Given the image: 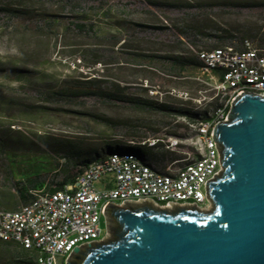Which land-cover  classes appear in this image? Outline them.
<instances>
[{
	"label": "rangeland",
	"instance_id": "rangeland-1",
	"mask_svg": "<svg viewBox=\"0 0 264 264\" xmlns=\"http://www.w3.org/2000/svg\"><path fill=\"white\" fill-rule=\"evenodd\" d=\"M9 1L21 11H0V138L6 135L5 149L0 146V207L6 209H16L23 203L17 192L18 179L38 174L51 184V180L63 178L67 167L73 170L68 163L70 149L63 141H56L70 140L84 149L97 148L100 157L105 154L101 148L106 145L137 146L154 137L167 140L170 135L166 132L175 122L163 126L158 122L148 124L157 116L128 103L95 96L58 98L49 94L52 90L97 70L106 87L108 81L115 80L131 94L145 95L147 88L150 96L162 98L164 90H170L183 98L178 92L187 91L190 97L207 102L211 89L199 66L181 70L186 78L204 85L205 89L195 92L194 86L176 85V77L157 69L161 61L145 54L165 53L153 48L174 40L172 22L177 18L194 15L197 24L207 27L206 32L214 34L227 29L238 39L242 26L248 21L261 24L264 13L261 8L231 5L199 7L201 0ZM185 1L192 5H181ZM76 22L92 27L78 31ZM196 38L204 46L217 42L213 36ZM86 50L83 59L81 54ZM91 51L100 54L101 63L91 62ZM198 104L204 106L203 101ZM157 127L159 131L155 132ZM180 144L178 150H192L188 140ZM176 154L174 157L181 153ZM168 162L167 159L162 164L166 166ZM212 209L211 202L200 208L206 212ZM114 227L115 223L102 216L100 237L108 234L99 242L112 240ZM5 255L8 252L0 248V262ZM67 258L60 257L58 264H67ZM76 258V254L70 257Z\"/></svg>",
	"mask_w": 264,
	"mask_h": 264
},
{
	"label": "built area",
	"instance_id": "built-area-1",
	"mask_svg": "<svg viewBox=\"0 0 264 264\" xmlns=\"http://www.w3.org/2000/svg\"><path fill=\"white\" fill-rule=\"evenodd\" d=\"M198 56L203 61L199 70L214 91L209 98L218 96L219 104L207 117L188 123L190 136L160 138L165 148L178 151L179 156L169 160L164 169L125 151L97 157L73 183L56 190L33 189V197L16 209L0 207V240L37 250V264H58V259L70 256L75 246L99 242L108 234L100 237V223L102 216L108 222L110 205L150 203L166 209L208 206V182L222 170L214 127L227 119L236 96L244 92L264 96V47H254L246 39L241 47L225 44L200 49ZM178 94L190 98L187 91ZM158 140L147 139L149 144ZM182 140H188L192 150H178Z\"/></svg>",
	"mask_w": 264,
	"mask_h": 264
},
{
	"label": "water",
	"instance_id": "water-1",
	"mask_svg": "<svg viewBox=\"0 0 264 264\" xmlns=\"http://www.w3.org/2000/svg\"><path fill=\"white\" fill-rule=\"evenodd\" d=\"M213 137L222 170L208 182L211 211L110 205L114 238L75 246L67 264H264V96H236Z\"/></svg>",
	"mask_w": 264,
	"mask_h": 264
},
{
	"label": "trees",
	"instance_id": "trees-1",
	"mask_svg": "<svg viewBox=\"0 0 264 264\" xmlns=\"http://www.w3.org/2000/svg\"><path fill=\"white\" fill-rule=\"evenodd\" d=\"M154 3L157 4V2ZM181 5L189 7L192 4L185 1L182 2ZM211 5H231L240 8H261L264 10V0H201L197 3V6L199 7ZM0 11L17 13L21 10L18 9V6L15 5V2H10L9 0H0ZM195 20L196 18L194 15L180 17L176 20H173L172 25L176 31L174 40L167 44H162L161 46L153 48L158 51H164L165 53L145 54L146 56L152 58H158L161 61V66H159L157 69L166 75L176 77L178 80L176 85L178 86H194L195 92L205 89L204 85L197 80L186 78L181 74V70L186 66L203 65V61L198 56V51L200 49L225 45L222 43V41L225 39L230 41L229 44L237 45L239 42L237 45L238 47H241V44L246 39L249 40L254 47H264V13L263 17L261 18V24L252 21H248V23L244 24L240 30L241 36L238 39L235 34H232L230 30L227 29H222V32L214 34L206 32L204 29L207 27L197 24ZM74 25L78 31L89 30L92 27L91 25H87L83 22H76ZM215 30H217V28ZM199 35L205 37L213 36L217 38V42L208 46H204L203 44L199 45V38H196V36ZM87 53L88 50L84 51L81 54V57L85 59ZM89 54L94 57L91 59L92 63L102 62V58L98 52L91 51ZM92 71L93 72L90 73L89 76H86V78H76L66 81L63 86L56 90H52L49 94L53 97L66 99L95 96L101 100H117L128 103L136 109L157 116L153 120H150L148 124L158 122V124L161 123V126H163L175 121L171 126L172 129L167 130L166 133L170 136L180 139L186 138L192 134L188 125L189 122L196 121L198 118L203 119L207 117L209 110L219 104L218 96H215L209 101L205 102V100H200L196 97H190L188 99L179 98L178 96L171 94L170 90H164L165 93L162 98L148 95L147 88H144V92L146 93L145 95H137L134 93L131 94L124 90L126 87L120 86L119 82L115 80L108 81L110 82L109 87L103 86V83L106 82L105 79L98 77L97 70ZM207 95L208 97H212L214 95V91H209ZM195 99H199L200 102L203 101L204 106H199L198 101ZM165 118H169L170 121L167 122L164 120ZM180 129H183V132H181ZM154 131L158 132L159 128H154ZM5 137L6 135L4 134V136L0 138V146L3 149H5L6 145ZM59 141H63L61 143H64V145L70 149L68 163L71 164L73 170L70 171V168L67 167L66 174L63 176V178L56 181L51 180V184H48L42 180L38 174L26 176L23 179H18L16 182L18 190L17 192L19 199L23 203L28 202L33 197V189L45 187L49 190H56L64 187L66 184L73 183L75 177L80 172H82L84 167L91 160L97 158V156L100 155V152L97 148L84 149L80 144L74 141L58 140L56 142L58 143ZM180 145L182 146V144ZM101 149L105 154L113 151H125L132 153L143 161L159 169L165 168V165L162 164L165 160H171L175 158V155H177L176 152L165 148L160 138L154 144H149L147 141H145L143 144L137 146L116 144L114 146L106 145Z\"/></svg>",
	"mask_w": 264,
	"mask_h": 264
},
{
	"label": "crops",
	"instance_id": "crops-1",
	"mask_svg": "<svg viewBox=\"0 0 264 264\" xmlns=\"http://www.w3.org/2000/svg\"><path fill=\"white\" fill-rule=\"evenodd\" d=\"M0 248L8 252V255L4 256L5 259L0 264H37L36 257L39 252L35 249H24L15 242L1 240Z\"/></svg>",
	"mask_w": 264,
	"mask_h": 264
},
{
	"label": "bare ground",
	"instance_id": "bare-ground-1",
	"mask_svg": "<svg viewBox=\"0 0 264 264\" xmlns=\"http://www.w3.org/2000/svg\"><path fill=\"white\" fill-rule=\"evenodd\" d=\"M207 210V209H206Z\"/></svg>",
	"mask_w": 264,
	"mask_h": 264
}]
</instances>
